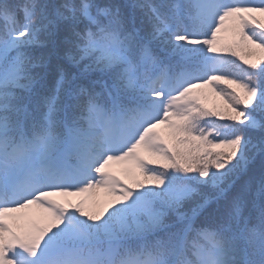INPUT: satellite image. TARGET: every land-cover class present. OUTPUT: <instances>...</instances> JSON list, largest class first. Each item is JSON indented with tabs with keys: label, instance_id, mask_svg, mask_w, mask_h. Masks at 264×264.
<instances>
[{
	"label": "snow or ice",
	"instance_id": "snow-or-ice-1",
	"mask_svg": "<svg viewBox=\"0 0 264 264\" xmlns=\"http://www.w3.org/2000/svg\"><path fill=\"white\" fill-rule=\"evenodd\" d=\"M261 17L264 0H0V264H264ZM220 82L239 90L208 110ZM100 188L99 211L58 199Z\"/></svg>",
	"mask_w": 264,
	"mask_h": 264
},
{
	"label": "trees",
	"instance_id": "trees-1",
	"mask_svg": "<svg viewBox=\"0 0 264 264\" xmlns=\"http://www.w3.org/2000/svg\"><path fill=\"white\" fill-rule=\"evenodd\" d=\"M259 15V14H257ZM261 19H264V17H261ZM225 55H228L231 59L236 60L237 63L242 64V61L239 60L238 57H231L230 53H225ZM220 89H224L225 94H220ZM233 89H237V86L235 84L229 85L226 82H220L218 88H213L212 86H205L203 89L200 90L201 95V104L208 110H225L227 109V93L232 92ZM218 123H222L224 121L221 120L220 117L215 118ZM214 170V169H213ZM138 172L136 173L137 176ZM140 179H143L141 176ZM123 181L125 184H130V178L126 175V173L123 176ZM83 199L82 197H77L75 199L71 198V202L75 203L78 200ZM113 197L108 194L106 191H103L102 193L98 194L97 196L93 197L89 202H85L86 206L90 207L93 211H99L101 208L105 207Z\"/></svg>",
	"mask_w": 264,
	"mask_h": 264
},
{
	"label": "rangeland",
	"instance_id": "rangeland-1",
	"mask_svg": "<svg viewBox=\"0 0 264 264\" xmlns=\"http://www.w3.org/2000/svg\"><path fill=\"white\" fill-rule=\"evenodd\" d=\"M224 35H225V32H222V33L218 34V37L221 38V37H223ZM110 163H112V162H110ZM125 165H126L125 162H121L120 167H124ZM100 189H102V188H100ZM100 189H95V190H93V191H98V190H100Z\"/></svg>",
	"mask_w": 264,
	"mask_h": 264
}]
</instances>
